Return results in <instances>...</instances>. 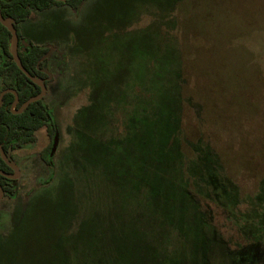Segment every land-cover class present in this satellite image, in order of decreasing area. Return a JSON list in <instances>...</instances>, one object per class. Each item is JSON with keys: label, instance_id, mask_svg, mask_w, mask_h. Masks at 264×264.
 Returning <instances> with one entry per match:
<instances>
[{"label": "rangeland", "instance_id": "374dc122", "mask_svg": "<svg viewBox=\"0 0 264 264\" xmlns=\"http://www.w3.org/2000/svg\"><path fill=\"white\" fill-rule=\"evenodd\" d=\"M94 1L34 11L19 27L49 48L44 102L57 125L53 155L64 153L61 180L29 201L53 170L38 155L45 130L12 152L19 175L0 199V243L14 256L51 244L43 264H160L155 245H169L173 264H192L183 256L194 254L196 217L176 191V166L152 150L171 109L169 41L184 55L192 101L183 128L215 148L239 188L216 197L264 243V0ZM170 1L161 24L157 6Z\"/></svg>", "mask_w": 264, "mask_h": 264}, {"label": "trees", "instance_id": "16d2710c", "mask_svg": "<svg viewBox=\"0 0 264 264\" xmlns=\"http://www.w3.org/2000/svg\"><path fill=\"white\" fill-rule=\"evenodd\" d=\"M84 1L0 0V11L5 18L12 20L20 37L19 27L31 17L32 12H40L60 5L69 6L74 12H77ZM100 1L95 0L94 2L98 3ZM171 1L168 5L157 6L158 12L164 14L159 17L161 24L169 14L168 12L175 7L172 2H179V0ZM164 36L167 40V36ZM10 38L9 31L0 23V91L6 88L15 89L18 94L15 109H18L22 102L38 94L40 87L33 83L12 59ZM28 43L29 45L24 51L18 50V57L22 65L32 75L43 80L48 86L49 82L46 73L42 70L41 59L49 51V48L47 45L32 40H28ZM166 49L171 56V74L169 78L171 109L167 117L160 122L162 139L160 141L155 140L152 150L154 159L167 163L172 167L176 166L178 171L176 191L182 202H186L187 208L189 207L196 217L195 222H191L194 228L192 233L196 238L194 254L189 251V254L187 253L183 258L192 264H234L233 259H236V264H264V243L260 240V237L249 225L238 223L236 217H234L235 215L231 212V208L225 207L216 197L217 189L225 190L226 194L239 195L238 186L225 171L215 148L204 139L190 138L183 128L184 109L186 106H192L191 99L186 95L185 58L181 50L178 54L176 53L174 44L170 41ZM174 76L178 78L179 82V102L175 101L172 90ZM84 82L89 86L87 81L84 80ZM13 100V93L7 92L3 95L0 105V143L10 160L13 161L12 152L36 139V132L39 129L43 128L48 137V143L39 151L38 155L47 166L52 167V174L48 181L43 182L40 186L43 187L40 190L29 193L28 200L30 201L35 194L43 192L47 183H55L57 177L61 180V166L59 163L64 150L60 156L55 157L53 155L49 158L57 125L52 111L44 102L45 97L29 103L22 111L17 113L11 110ZM0 170L9 174L13 173L11 167L3 161L1 156ZM16 182L17 180L0 174V185L4 190L5 197L12 196ZM262 185H264V178L259 181L258 187ZM35 206L44 207L45 202H35ZM50 212L49 210L48 213ZM33 235L40 237L41 233L34 230ZM67 235L68 232L65 238H68ZM166 238H170V235ZM161 242L171 244L170 240H161ZM6 245L0 243V258H6L8 264H43L45 257L50 254L52 248L51 244L41 245L35 251L22 253L23 251L20 250L14 256L11 251L7 250ZM155 251L160 257L158 260L160 264L178 262V257L169 245H155ZM17 254L23 256L19 257Z\"/></svg>", "mask_w": 264, "mask_h": 264}, {"label": "water", "instance_id": "95a60500", "mask_svg": "<svg viewBox=\"0 0 264 264\" xmlns=\"http://www.w3.org/2000/svg\"><path fill=\"white\" fill-rule=\"evenodd\" d=\"M60 1H66V0H60ZM0 23L1 25H3L10 33V53L12 55V59L15 61L16 65L19 67V69L35 84H37L40 87V92L34 96L29 97L28 99H26L24 102L21 103V105L19 106V108L17 110H13V106L17 103L18 101V94L16 92L15 89L13 88H6V89H2L0 91V105L2 103V97L5 93L7 92H11L14 95V100L12 103V107L11 110L13 112H20L22 111L29 103L40 100L46 93V85L44 83L43 80L35 77L34 75H32L21 63L19 57H18V43L19 41L21 42V44H23L24 46L29 45V43L27 41H25L24 39L19 40V36L18 33L16 31V28L14 27L12 20L10 18H5L1 11H0ZM57 143H58V131L55 132L54 137H53V142H52V146H51V150L49 153V158H51L56 150L57 147ZM0 156L3 159V161L9 166L11 167V169L13 170V173H5L4 171L0 170V174H2L5 177H8L10 179H16L19 175V168L18 166L12 164V161L10 160V157L6 154V152L3 149L2 144L0 143ZM4 191L2 186L0 185V199L3 196Z\"/></svg>", "mask_w": 264, "mask_h": 264}, {"label": "flooded vegetation", "instance_id": "af4514ba", "mask_svg": "<svg viewBox=\"0 0 264 264\" xmlns=\"http://www.w3.org/2000/svg\"><path fill=\"white\" fill-rule=\"evenodd\" d=\"M22 35V34H21ZM21 39H24V40H26L24 37H22V36H20L19 37V40H21ZM27 42H28V40H27ZM26 47H28V45L27 46H24L23 44H21V42L19 41V43H18V50L19 51H24L25 50V48ZM43 59V58H42ZM42 59H41V61H42ZM46 85V84H45ZM46 88H47V86H46ZM48 91V88H47V90H46V92ZM46 94V93H45ZM43 97H45V95L43 96ZM42 97V98H43ZM18 102V101H17ZM13 103V102H12ZM17 104V103H16ZM16 104L13 106V110H17V109H15V106H16ZM11 107H12V104H11ZM14 158V157H13ZM15 180V179H14ZM4 191V190H3ZM2 197H4V194H3V196ZM1 197V198H2Z\"/></svg>", "mask_w": 264, "mask_h": 264}]
</instances>
